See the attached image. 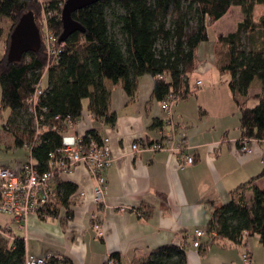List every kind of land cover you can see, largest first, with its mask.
<instances>
[{
  "label": "trees",
  "instance_id": "16d2710c",
  "mask_svg": "<svg viewBox=\"0 0 264 264\" xmlns=\"http://www.w3.org/2000/svg\"><path fill=\"white\" fill-rule=\"evenodd\" d=\"M67 0H48L44 6L51 14L49 26L57 40L63 33L62 8ZM264 0H114L99 2L76 12L73 19L85 33L72 35L64 44L58 59L47 72L48 56L43 44L25 54L19 63L0 59V119L10 111L4 132L14 141V149L29 151L34 166L40 172L50 170L54 153L66 146L65 137L71 120L77 123L88 101V112L94 120L115 126L117 115L110 111L111 96L106 81L124 84L129 96H134L138 80L143 76L155 79L154 96L162 102L168 95H181L183 100L194 95L188 75L195 70V53L209 40L208 28L220 21L233 7L241 8L244 20L236 32L220 37L228 47L227 60L221 72L229 74V88L240 112L242 140L264 142V17L259 25L253 22L254 10ZM39 0H0V20L14 23L13 32L24 14L32 12L41 28L37 13L42 12ZM41 34V33H40ZM10 37V38H11ZM3 30L0 28V45ZM47 75L48 83L36 107L29 112L28 100ZM261 84V92L250 97L255 107L240 103L237 96L249 99L252 84ZM43 84V83H42ZM61 120H56L57 118ZM157 122L155 127H160ZM101 143L97 130L80 138L86 149L91 140ZM36 141V142H35ZM26 164V163H25ZM260 174L230 193L226 204L213 208L209 234L219 240L247 246L257 238L264 249V190L256 183ZM74 184L56 176V189L41 218L57 219L65 210L66 220L73 218L72 199L77 193ZM10 236L12 240L7 237ZM216 239L206 243V248ZM186 246H168L155 251L144 264H186ZM26 242L0 225V264H25ZM112 258H117L112 256Z\"/></svg>",
  "mask_w": 264,
  "mask_h": 264
},
{
  "label": "crops",
  "instance_id": "0c3cea01",
  "mask_svg": "<svg viewBox=\"0 0 264 264\" xmlns=\"http://www.w3.org/2000/svg\"><path fill=\"white\" fill-rule=\"evenodd\" d=\"M234 8L214 24L225 20ZM241 22L232 32L223 31L213 37L210 32L214 24L209 26V40L196 50L195 70L188 75L194 95L174 108L173 129L164 124L167 115L154 96L155 79L151 76L139 78L134 96L126 93L122 81H106L110 111L117 115L113 127L92 119L89 102H84L82 117L66 135L65 144L74 146L77 138L90 130L111 140L113 163L107 171L104 204L97 206L92 200L96 182L86 167L78 166L62 175L63 182L78 189L72 199V219L66 220V212L61 210L57 219L44 220L32 214L24 228L13 224L11 218L0 224L25 240L27 256L52 255L66 264H106L114 255L116 264H144L159 249L186 246V264H242V255L247 251L253 264H264V249L257 238H250L244 247L211 237L208 232L213 208L226 204L232 191L256 177L264 167V142L252 145L254 157L240 153L237 143L241 132L236 116L239 109L229 88L231 77L220 69L225 60L215 50L221 44L220 37L236 32ZM198 82L201 86H197ZM261 89L256 82L250 88L249 99H237L249 106L250 97ZM256 105L257 101L252 100L251 108ZM231 118L239 125L233 133L229 127ZM157 122L160 127H155ZM162 131L174 132L176 141L185 135L188 152L195 157L193 167L178 169L179 161L167 152L130 155L134 143L160 141ZM10 140L13 141L9 136L8 144ZM9 146L13 148L14 141ZM25 150L28 159L16 167L30 161V153ZM256 186L264 190V178ZM96 224L100 230H96ZM196 231L208 234L199 249L193 247ZM212 239L216 243L206 248Z\"/></svg>",
  "mask_w": 264,
  "mask_h": 264
},
{
  "label": "built area",
  "instance_id": "2783aa9c",
  "mask_svg": "<svg viewBox=\"0 0 264 264\" xmlns=\"http://www.w3.org/2000/svg\"><path fill=\"white\" fill-rule=\"evenodd\" d=\"M51 14H47L41 21L43 23L40 30L47 33L43 39L45 50L48 56V64L46 71L55 64L59 53L64 48V44L60 43L51 31L49 26V18ZM44 30V31H43ZM43 38V37H42ZM44 78L36 87L35 92L28 100V109L32 115H36V107L40 97L44 93L42 87ZM201 82L197 86H201ZM181 95L170 94L161 102L163 109L167 115L164 124L173 125L174 108L182 101ZM56 120H61L59 117ZM67 123L71 128L77 123L68 120ZM162 139L157 142L141 141L134 143L130 149V155L135 156L142 152L158 153L167 152L177 158L178 169H186L193 167L196 163L193 154L188 152L189 148L185 135L179 141H176L174 132H161ZM36 142V141H35ZM258 143L255 140H242L239 142V150L242 156L254 157L256 150L252 147ZM34 144L27 145L26 149L30 151ZM56 160L52 168L46 172H40L35 166L32 159L24 164L20 170L11 167L0 166V214L9 216L13 224L24 228L30 215L34 214L40 218L45 215L46 208L50 203L52 195L56 189V176L70 174L74 168L84 166L88 170L90 176L95 180L96 186L93 189V202L100 206L104 204L105 196L108 191L107 171L113 163L112 146L109 138L102 139L101 143L91 140L90 145L83 149L80 146V138H77L74 146H65L54 153ZM96 230H100V225H95ZM216 237V234H209ZM9 237L11 240L13 238ZM208 237L204 231H196L193 247L201 248V240ZM25 264H66L64 260L57 259L52 255L44 257L26 256ZM106 264H116L112 256L108 258ZM242 264H253V258L249 251L242 255Z\"/></svg>",
  "mask_w": 264,
  "mask_h": 264
},
{
  "label": "rangeland",
  "instance_id": "374dc122",
  "mask_svg": "<svg viewBox=\"0 0 264 264\" xmlns=\"http://www.w3.org/2000/svg\"><path fill=\"white\" fill-rule=\"evenodd\" d=\"M47 1L48 0H39V3L43 9H42V12L36 14L37 20L40 19V21H42L44 17L47 15L46 12L44 11V6L47 3ZM241 14H242V9L235 7L232 10V12L229 13V15L227 16L225 20L213 25L212 30L210 32L211 36L213 37L215 36V34H219L220 32H223V31L232 32L233 30H235L238 22L244 20V19H241ZM263 17H264V5L257 6L254 10V16H253L254 24L258 26ZM41 25L43 29L42 22H41ZM14 26H15L14 23L8 18H3L0 20V28H2L3 30V38L1 40V45H0V59H3V58L7 59V53H8V49H9L10 42H11L10 37L13 32ZM40 33L43 39L47 36V33L42 32V30H40ZM19 42H22V41H19ZM224 49H226V53L223 55ZM215 50L219 51L223 62L224 60L225 61L227 60L228 47L225 44L216 45ZM47 83H48L47 75H44V80L42 84L43 87H46ZM223 86L224 84L221 85V87ZM255 90H256V86H254L252 91L255 92ZM207 100L211 101L210 98H208ZM207 104H209V102H207ZM249 106L250 107L252 106V100H251V103H249ZM9 115H10V111H6L2 114V118L0 119V166H9L12 169L20 170L24 164H22L21 167H16V166L20 162L26 161L28 159V152H26L25 149H14V147L10 149L9 144H12L13 141L10 140L8 144L7 140L9 136L3 130V125L6 124ZM236 116L238 117V121L240 124V112L239 111H237ZM237 126L239 127L236 120H234V118H231V121L229 122V127L232 133L234 132V129ZM9 219H10L9 216L0 214V224L5 223Z\"/></svg>",
  "mask_w": 264,
  "mask_h": 264
},
{
  "label": "water",
  "instance_id": "95a60500",
  "mask_svg": "<svg viewBox=\"0 0 264 264\" xmlns=\"http://www.w3.org/2000/svg\"><path fill=\"white\" fill-rule=\"evenodd\" d=\"M110 1L114 0H67L62 8L63 33L59 42L65 43L76 33H85V29L73 19V15L76 12L99 2ZM41 44V34L37 27L35 16L32 12H28L23 15L11 37L9 61L11 63L21 62L25 54L39 50Z\"/></svg>",
  "mask_w": 264,
  "mask_h": 264
},
{
  "label": "bare ground",
  "instance_id": "6f19581e",
  "mask_svg": "<svg viewBox=\"0 0 264 264\" xmlns=\"http://www.w3.org/2000/svg\"><path fill=\"white\" fill-rule=\"evenodd\" d=\"M96 221V220H95ZM251 254V253H250Z\"/></svg>",
  "mask_w": 264,
  "mask_h": 264
}]
</instances>
